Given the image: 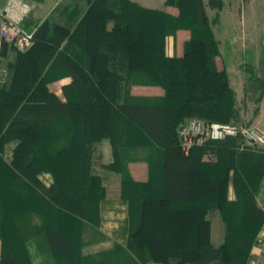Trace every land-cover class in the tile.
Listing matches in <instances>:
<instances>
[{"label": "trees", "instance_id": "16d2710c", "mask_svg": "<svg viewBox=\"0 0 264 264\" xmlns=\"http://www.w3.org/2000/svg\"><path fill=\"white\" fill-rule=\"evenodd\" d=\"M165 5L173 9L86 0L68 9L67 24L43 21L32 45L14 51L11 80L0 87V264H246L264 222L256 199L264 150L226 137L183 153L179 122H228L234 95L225 69L215 66L202 0ZM179 32L188 33L182 53L166 55L165 37ZM63 76L71 80L61 100L49 85ZM138 86L163 93L133 94ZM105 138L113 158L105 166L119 173L117 199L91 172ZM120 149L139 155L122 165ZM206 152L214 160L206 162ZM133 161L147 163V180L132 178ZM41 171L53 181H39ZM230 174L236 201L226 196ZM105 212L119 220L107 237L99 229ZM210 214L224 223L217 247ZM81 220L96 238L78 251L70 223L78 229ZM105 240L108 247L83 253Z\"/></svg>", "mask_w": 264, "mask_h": 264}, {"label": "rangeland", "instance_id": "374dc122", "mask_svg": "<svg viewBox=\"0 0 264 264\" xmlns=\"http://www.w3.org/2000/svg\"><path fill=\"white\" fill-rule=\"evenodd\" d=\"M26 1L31 4L34 0ZM137 2L142 6L148 4L157 6L158 8L165 7L166 9H173L172 6L165 5L166 0H138ZM215 2L218 5L210 7L207 4V0H202L217 48V54L214 56L215 66L218 69H225L229 85L233 90L235 114L228 122H250L251 125L264 132V0H215ZM187 34L188 33L179 32L174 35H167L164 40L165 54L168 56L169 54L173 55L175 53L177 55L181 54L183 43L188 36ZM14 51L15 50L11 49L3 55L1 61L2 73L0 76V87L8 85L11 80L12 69L9 64L14 59ZM55 81L51 82L49 85L52 91L55 90ZM131 92L133 94L147 93L161 95L163 89L158 86H138L131 88ZM186 119L188 118H185L183 121ZM91 122H98V120L93 119ZM181 122H179L177 128ZM113 127L116 128L115 122ZM99 145L100 144L96 145L97 149ZM251 148L264 150V144L256 145ZM120 150L119 160L122 165L126 158H133L139 155L138 152L129 151L130 149H125V152L122 149ZM97 152L98 150L95 152L91 161V172L100 177L102 182L103 179L107 181L109 175L118 177L119 173L115 171L114 168L105 166V164H110L113 158L111 161H107L105 157L100 156L101 153ZM213 157L214 155L212 152H206L202 156L206 162L214 160ZM114 162H116V160ZM37 177L39 181H44L46 184L53 181V176L48 171L39 172ZM231 177L232 174L229 176L230 180L226 196L228 200L236 201L235 190L231 185ZM63 202L65 204L68 203L65 200ZM234 212L236 214L238 212L237 209H235ZM212 216L213 215L210 214L209 217ZM104 218L107 223L101 222L102 224L100 223L99 229L103 230L107 237V235L110 236V233L107 231V226H113L116 229L119 225L111 223L113 220L108 216ZM81 222L82 227L78 229L74 228L72 223H70L75 233L78 234L81 228L82 233L85 231V233L79 234L82 237H77L75 233L72 236L73 246L76 247L78 251L81 249V245L84 247L88 245L86 241L90 242L96 238L93 237L90 232L89 235L87 234V223L85 220H81ZM108 242L110 243V241L105 240L101 244L98 243L97 245L83 248V253L100 250L104 248ZM37 246L39 248L42 245L38 242ZM44 255L46 256L45 252ZM46 257L52 260L50 257Z\"/></svg>", "mask_w": 264, "mask_h": 264}, {"label": "built area", "instance_id": "2783aa9c", "mask_svg": "<svg viewBox=\"0 0 264 264\" xmlns=\"http://www.w3.org/2000/svg\"><path fill=\"white\" fill-rule=\"evenodd\" d=\"M30 11L26 0H0V76L3 52L24 51L34 39V30L22 25ZM179 145L183 153L207 141L226 137H239L241 146L263 145L264 132L245 122H216L192 117L182 121L177 128ZM246 264H264V222L258 230Z\"/></svg>", "mask_w": 264, "mask_h": 264}, {"label": "crops", "instance_id": "0c3cea01", "mask_svg": "<svg viewBox=\"0 0 264 264\" xmlns=\"http://www.w3.org/2000/svg\"><path fill=\"white\" fill-rule=\"evenodd\" d=\"M138 1V0H134ZM140 2V1H139ZM86 4V0H34L33 3H29L30 5V11L28 15L23 20V25L27 29H33L34 31L37 29V27L45 20L48 21H56L60 24H67V11L68 9H71L75 6H80L81 8H84ZM145 7L150 8H158L154 5H145ZM171 56V54H169ZM70 77L63 76L62 78L56 80L54 82L55 90L53 91L54 94L59 97L61 100H64L63 97V87L70 82ZM52 90V89H50ZM98 144L99 147L95 148V152L98 150L97 153H101L100 156L105 157V160L111 161L112 159V153H111V145L108 140H101ZM97 149V150H96ZM106 155V156H105ZM105 163V162H104ZM130 175L134 180L137 181H145L148 178V166L145 161H133L130 162L128 165ZM51 182V181H50ZM49 183V182H48ZM102 184L105 186L107 190L108 197L112 199H117L120 194V180L119 176H110L108 177L107 181H104ZM259 197V198H258ZM256 199L258 204L261 206L262 209H264V180L261 184V189L259 190L258 194H256ZM260 199V200H259ZM261 201V203H260ZM104 215V216H103ZM110 217L113 221L111 223H116L118 225L119 220L117 222H114V217L116 216L113 212L108 213H102V222H106V219L104 217ZM220 221V222H219ZM108 233H111L112 230L115 229V227L107 226ZM224 237V223L219 217L218 214H214L211 217V223H210V241L213 246L217 247L221 242L223 241ZM109 241V240H108ZM110 244H106L105 247H108ZM1 246V243H0ZM1 251V250H0ZM148 264H159L156 262H150Z\"/></svg>", "mask_w": 264, "mask_h": 264}]
</instances>
